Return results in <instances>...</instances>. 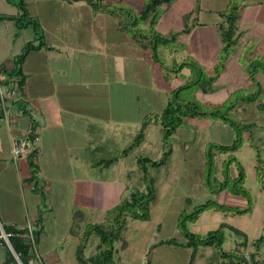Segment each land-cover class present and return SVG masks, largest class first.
Segmentation results:
<instances>
[{
	"label": "rangeland",
	"instance_id": "1",
	"mask_svg": "<svg viewBox=\"0 0 264 264\" xmlns=\"http://www.w3.org/2000/svg\"><path fill=\"white\" fill-rule=\"evenodd\" d=\"M70 1L72 2V0H35L32 10L35 12L40 8L47 9L42 16V22H47V27L54 28V21L58 20V17L64 19L67 17L66 22H69L68 18L71 19L74 15L75 21H77V13L73 12L74 7L71 6L74 4H71ZM105 1L113 3V6L123 5L138 14L145 0ZM241 1L174 0L168 5H162L159 8V20L156 22L158 27L157 29L154 27V30L167 38L175 34V42H169L167 47L159 46L157 49L160 58V64L158 62L157 64L163 70V80H158L156 83L152 80L151 74L147 73V75L142 74L145 78L142 76L138 83L132 82V88L129 87V83H125L117 89L116 97L119 98V101H126L127 104L123 105V108L125 107L123 111L120 108L111 110V115L114 118H125L130 128H124L127 131L123 132L124 130H122L119 134L120 137L118 136L119 139L115 142H111L110 136L105 139L103 144H108L109 147L99 154L95 152V156L98 157L96 161L100 159L106 161L115 154H121L122 157L110 165L102 164L93 168L88 165L80 177L83 179L92 178L95 181L104 182L108 186L112 185V187L123 185L126 188L123 189L125 195L128 194L131 187L145 192L149 184L148 179H152L155 195L149 202V219L140 220L127 217L121 238L114 243L116 251L113 264H229V257H222L218 253L219 248L224 252L237 251L248 262L255 251L256 259H261L264 254V171L256 172L255 170L257 147L260 150V158L264 159V151L262 152V148H264V110L259 107L264 103L263 18L261 17L253 23L250 22L248 26L240 24L241 21L237 20V31L241 33L239 24L240 29H245L242 31V38L235 47L234 53L225 61L223 71L209 85L210 91H203L199 86L200 83H192L197 77L202 82L213 74V66L218 63L221 48L219 28L225 24L223 14L229 11L233 3L240 4ZM258 1H262V4L256 3ZM2 2V5L8 7L5 0ZM247 5L264 8V0H243V3L239 5L240 13V9ZM180 10H183V14L176 13ZM98 14L100 21L119 22L121 18L119 13ZM37 20L41 23L40 16ZM185 24L190 27L189 33L182 31ZM140 27L147 28V23ZM147 32L150 33V31ZM132 40L134 41L133 38ZM150 49L149 47L146 52L148 56L151 55ZM253 61L260 63L263 68L262 72L258 71L255 76L260 83V88L248 79L247 67ZM184 62L186 64H183V69L180 71L178 68L175 69ZM153 72L155 73V71ZM188 81L191 84L178 92L177 101L179 103L195 104L197 110L201 112L209 111V108L214 107L225 111L232 105L229 111L230 117L240 126L242 124L249 126H241L238 132V127L235 128L227 121L197 114L185 118L169 141L164 143L162 141V126L151 122L147 126L145 140L141 145L129 153L122 154L121 151L132 142L137 134L143 118L149 114H159L166 105L169 92ZM254 94V98L247 100ZM111 101L114 100L111 99ZM237 136L242 139L243 144L233 152L236 162L230 166V175L237 174L235 163H238L237 166L242 165L245 172L244 186L247 189V196L244 198L249 202V210L243 214H237L233 210H206L199 215L195 222L187 221L186 226L192 233L205 236L208 231L216 229L221 223H227L245 234L246 244H242L244 236L227 228L224 229V242L220 247L199 246L194 254H192L194 250L191 247L158 244L160 240L169 238L182 241L183 236L178 228L180 214L191 213L197 205L206 200L217 201V194L221 191L215 193L214 190L216 185L223 181V161L228 158V154H220L212 148L214 166L211 180L207 183L206 153L211 143L231 144ZM95 137V144L99 145L101 137L99 135H95ZM169 149L170 153L166 163L159 167H147V176L144 177L136 163L137 158L142 156L158 160L163 152ZM227 192L229 191L227 190ZM96 194L97 191H95V210L92 215L89 214L88 219L82 221L83 228L93 222H102L107 227L111 224L105 221V210H107L106 206L110 204V199L99 200ZM222 195H220V201H223ZM42 204L39 208H43ZM241 207L243 206L239 208ZM66 208L69 209V206ZM24 213L23 221L26 222L24 226L28 228L30 225L33 229L37 228L39 225L33 221L34 216L26 206ZM67 215H63V219L53 223V226L46 223L49 228H45L41 238L43 247H51L49 242L51 240L54 244L64 245L67 252L65 259L57 264H74L76 261L75 255H73V246L78 238L76 236L74 239L73 236L68 235L67 230L70 228L77 230L79 225L76 226L74 221H69L70 215ZM260 236H263V244L259 251L260 247L257 250L254 242ZM89 239V245L85 249L86 254L95 251L98 243L96 236H90ZM42 246H39V251ZM7 247V244L0 246V261H2ZM39 253L43 260L47 259L41 252Z\"/></svg>",
	"mask_w": 264,
	"mask_h": 264
},
{
	"label": "crops",
	"instance_id": "2",
	"mask_svg": "<svg viewBox=\"0 0 264 264\" xmlns=\"http://www.w3.org/2000/svg\"><path fill=\"white\" fill-rule=\"evenodd\" d=\"M2 1L0 14L18 13L15 6L5 0L8 4L5 7ZM24 1L31 16L36 19L41 17L39 23L44 32L45 44L27 55L22 65V98L10 106L9 122L0 120V224L2 227L15 228L26 225L23 221L25 206L33 214L34 222L41 216L42 231L35 246L37 257L33 264H57L65 259L67 252L64 245L54 244L52 240L49 241L51 247L42 246L45 228L60 222L63 215L69 214V221L79 225L77 230H67L68 235L78 238L73 246L75 255L85 229L82 221L88 219L95 210V191L97 199H110L106 209L116 205L125 195L123 185L112 187L92 178L80 177L88 165L90 168L106 165L102 159L96 161L98 157L95 156L109 147L103 144L105 139L110 136L111 142H115L124 128H130L125 118L111 115V110L120 108L123 111V105L127 104L116 97L118 87L129 83L132 88V82L138 83L142 74L147 73L157 83L163 80L164 74L152 54L149 59L146 53L149 47L133 41L130 31L121 30L119 22L100 21L99 14L93 13L85 1H70L74 4L71 6L74 7L73 12L77 13V21L74 15L72 21L68 18L71 22H66L67 17H58L54 21V28L42 22L47 9L40 8L34 12L32 6L35 0ZM256 3L262 4V1ZM240 10V24L248 26L261 17L264 22V8L247 5ZM176 13L183 14V10ZM240 24L239 40L245 30L240 29ZM157 27L156 24L155 29ZM33 39L31 27L17 29L13 21L0 20V67L10 70L14 57L21 52L26 42ZM29 127L35 136V157H22L15 164L10 155L11 137L23 136ZM95 135L101 137L98 138L99 145L95 144ZM261 160L264 168V159ZM33 168L35 173L31 179ZM219 194L223 201L219 200ZM219 194L216 198L219 203L238 208H244L248 203L242 195H232L226 189ZM41 204L43 208H39ZM25 211L27 213V209ZM89 242L90 239L85 249ZM39 246H42L41 251ZM85 249V257L95 252L86 254ZM39 252L47 259L43 260ZM5 254L0 264L5 261ZM74 264H77V260Z\"/></svg>",
	"mask_w": 264,
	"mask_h": 264
},
{
	"label": "trees",
	"instance_id": "3",
	"mask_svg": "<svg viewBox=\"0 0 264 264\" xmlns=\"http://www.w3.org/2000/svg\"><path fill=\"white\" fill-rule=\"evenodd\" d=\"M6 1L9 4L15 6L17 8L18 13L16 15L0 14V20L13 21L17 29L31 27L34 33V39L25 43L21 52L14 57L11 63V69L9 70V75L17 77L19 79V86L22 88L24 86V75L22 73L23 62L31 51L38 50L42 46H44V32L40 26L39 21L35 17L31 16L24 0ZM72 1H85L95 14L119 13V15L121 16L119 21L121 24L120 29L123 31H130L132 38L137 42H140L143 47H150L151 54L154 60H156L158 63H160V58L157 54V48L159 46L167 47L166 45L169 42H175V34H172L169 38H167L154 30V27L159 17V8L162 5L170 4L174 0H145L138 14L134 13V11L129 8H125V6L123 5L113 6V3L106 2L105 0ZM241 3H243V0L241 1ZM240 4L236 2L233 3L229 11H227V13L224 12L223 14L225 24L219 28L221 48L218 55V63L213 66V74L208 76L205 81L202 80V82H200L201 79L197 77L192 82L200 83L199 86L203 89V91H210L209 85L218 78L219 74L223 71L225 61L235 51V47L240 38V33L237 31L236 25V22L239 18ZM144 23H147V28L140 27V25ZM128 24H130V26H128ZM146 31H150V33H146ZM182 31L184 33H189V25L185 24ZM183 64L186 63H182L181 66H177L175 69L177 70L178 68V71H180L181 69H183ZM194 66L197 67V65L195 64ZM262 69L263 68H261L260 63H257V61L249 63L247 67L248 79H250L252 84L259 86V88L260 83L257 81L255 76L258 71L261 70L262 72ZM262 73L264 75V70ZM190 84V81H188L185 84L172 89L169 92L170 95L168 96L166 105L163 110L159 114H149L143 118V121L137 134L134 136L132 142L121 151L122 154L129 153L131 150L135 149L142 143L146 135L147 126L151 122L155 124H160L162 126V141L164 143H167L169 141L172 134L176 131L178 127L181 126L185 118H189L197 114H201L202 116L208 115L213 117L214 119H221L227 121L235 128L238 127V132L239 129H241V126H249L246 124H242L240 126L238 122H236L232 117H230L229 111L231 110L232 105H230L228 109H225V111H222L219 107H214L212 109L209 108V111L201 112L197 110V106L195 104H191L189 102L179 103L177 101V97L179 94L178 92L181 89L188 87ZM255 94L248 97L247 100H251L252 98H254ZM259 107L260 109L264 110V103L260 104ZM242 144V139L237 136V138L231 144L222 145L211 143L209 145V149L206 153L207 160L205 162V175H207V183L211 180L212 168L214 166L212 148H214L220 154H228V158L223 161V181L216 185V189L214 190L215 193H218L223 189H227L233 195H242L243 197L247 196V189L244 186L245 172L242 165L239 164L237 166L238 163H235L234 165L236 167L237 174L235 176L230 175V166L233 164V162H236V157L233 155V152L237 151ZM256 149L257 151L255 168L257 172H262V170L264 171L263 161L260 158L259 148L257 147ZM169 153L170 149L164 151L161 158H159L158 160H152L148 157L139 156L136 160V163L141 169L143 176H147V167H159L165 164L168 159ZM119 157H122V155L115 154L104 162L106 165H110L111 163L116 162ZM34 173L35 168H33L31 179L34 177ZM148 183L149 184L146 187L145 192L139 191L135 187H131L127 195L123 196L116 205H114L110 209H107V211L105 212V221L111 223L108 227L102 222L88 224L85 227L82 233L83 237L80 238V243L78 244L75 252L77 264H113L114 253L116 251L114 243L121 238L122 230L127 222V217L140 220L149 219V202L154 198L155 189L153 186L152 179H148ZM210 209H213L215 211L233 210V212L237 214H243L247 213V211L249 210V205L245 206L244 208H238L226 205L225 203H219L215 200H206L205 202L197 205L191 213L180 214L178 228L183 236L182 241L177 240L175 238H169L165 240H160L158 244L181 245L191 247L194 250L192 254H194L195 250L199 246L214 245L217 248L220 247L224 242V229L227 228L240 236H244L242 244L245 245L247 242V237L245 236V234L241 230L227 223H221L216 229L208 231L205 236L196 235L188 230L186 226L187 221L195 222L202 212ZM40 221L41 216L36 221V224H38L39 226L33 229L32 231V235L34 238V249L27 238L29 234L27 227L23 226L20 228H15L12 226H3V229L6 232L11 233V236L9 237L10 244L12 246V249L19 255V259L22 264H33L36 261L37 252L35 246H37L39 236L42 231ZM90 236H96V238L98 239V243L96 245L95 252L90 254L88 257H85L83 252ZM262 242L263 236H260L254 242L257 250L259 249ZM6 253L7 255L5 257V261L2 264H17L16 259L14 258L12 252L8 247L6 249ZM218 253L222 257H229V264H264V254L262 255L261 259H256V251L252 253L250 262L246 261V259L242 255H239L237 253V251L224 252L221 250V248H219ZM233 257L235 258L233 259Z\"/></svg>",
	"mask_w": 264,
	"mask_h": 264
},
{
	"label": "built area",
	"instance_id": "4",
	"mask_svg": "<svg viewBox=\"0 0 264 264\" xmlns=\"http://www.w3.org/2000/svg\"><path fill=\"white\" fill-rule=\"evenodd\" d=\"M22 92L23 87L21 88L19 86V79L15 76L9 75V70L0 67V120L5 123L9 122L10 106L21 100ZM34 140L35 136L31 127L26 130L23 136L14 135L11 137L10 155L15 164L22 157H28L31 155L35 157L33 146ZM28 231L29 234L27 238L34 249V238L32 235L33 228L30 225H28ZM10 236L11 233L6 232L0 224V246L2 244H7L18 264H21L19 255L12 249L10 244Z\"/></svg>",
	"mask_w": 264,
	"mask_h": 264
},
{
	"label": "clouds",
	"instance_id": "5",
	"mask_svg": "<svg viewBox=\"0 0 264 264\" xmlns=\"http://www.w3.org/2000/svg\"><path fill=\"white\" fill-rule=\"evenodd\" d=\"M11 251V250H10ZM12 252V251H11Z\"/></svg>",
	"mask_w": 264,
	"mask_h": 264
}]
</instances>
